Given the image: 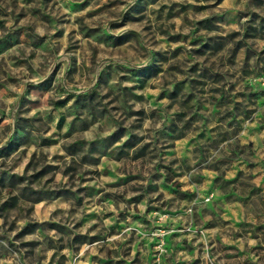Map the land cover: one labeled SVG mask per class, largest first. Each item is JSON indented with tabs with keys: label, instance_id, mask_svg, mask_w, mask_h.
Masks as SVG:
<instances>
[{
	"label": "rangeland",
	"instance_id": "rangeland-1",
	"mask_svg": "<svg viewBox=\"0 0 264 264\" xmlns=\"http://www.w3.org/2000/svg\"><path fill=\"white\" fill-rule=\"evenodd\" d=\"M0 264H264V0H0Z\"/></svg>",
	"mask_w": 264,
	"mask_h": 264
}]
</instances>
